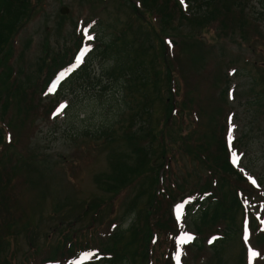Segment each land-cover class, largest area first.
I'll return each instance as SVG.
<instances>
[{"label":"rangeland","instance_id":"374dc122","mask_svg":"<svg viewBox=\"0 0 264 264\" xmlns=\"http://www.w3.org/2000/svg\"><path fill=\"white\" fill-rule=\"evenodd\" d=\"M141 1L146 3L145 0H27L18 24L21 27L11 42L12 50L6 49L11 77L15 78L11 92L4 80L9 71L3 60L0 62V264H61L63 246L68 243L77 248L89 245L107 253L105 250L120 227L126 231L119 244L134 242L137 248L142 239L147 246L143 251L147 256H134L131 264H170L165 247L155 245L152 251V234L148 240L145 237L148 200L152 193L160 192L157 190L160 176L162 187L171 184L173 193L178 192L179 186L188 195L199 191L205 183H210L209 189L216 192L217 177L211 176L199 160L186 156L177 144L183 141L196 147L202 138V143L213 150L211 141L201 134L205 128L197 125L196 113L187 111L204 108L209 97L217 98L215 93L223 92L220 113L209 122L216 123L218 139L226 136L231 163L246 178L241 186L236 185L235 179L230 184L233 190L242 191L239 194L242 211L236 212L235 231L226 243L220 245L226 239V226H211L208 231L219 235L212 249L207 247L209 241L201 251L184 250L187 243L178 249L175 242L172 261L173 264L179 260V264H264V240L260 242L259 235L254 237L255 229H250L253 220L246 214L248 211L254 215L264 232V99L259 98L264 88V46L260 44L264 42V0H240L245 4L242 23L248 25L252 20L262 35L258 37L251 29L247 32L243 28L254 38L250 43L252 51L232 43L244 41L243 30L239 28L237 37L231 39L229 33L225 36L228 29L223 31L219 24L179 25L183 33L201 38L207 47L203 58L208 60H204L207 69L200 72L205 75L194 77L197 65L189 63L187 53L200 57L199 49H185L178 57L168 55L167 66L176 75L173 91L175 88L178 91L172 96L178 103L193 101L184 111L186 114L173 117L170 128H164L161 121L166 109L164 100L169 94L165 88L164 62L154 47L155 33L150 28L137 29L132 25L136 19L132 10H140ZM64 8L67 12L62 14ZM149 19L146 17L147 24ZM153 24L157 30L155 20ZM85 29L93 37L91 41L85 38ZM134 32L140 38L135 44L130 42ZM78 36L85 41L82 49H89L81 61L85 68L59 73L49 85L50 88L55 85L54 90L48 91V95L41 94L58 68L53 70L51 60L59 54L63 65L68 51H75L79 45ZM170 37L166 42L172 38L174 48L180 49L179 39ZM112 39L131 44V54L140 48L137 60H143L148 71L158 74L157 90L153 92L157 99L146 115L141 110L140 93L133 92L139 86L137 78L135 87L129 90L123 87L128 75L122 69L115 74L111 72V56L115 54L103 48ZM217 39H224L225 43L216 44ZM215 58L220 60L223 72L222 82L214 81L216 87L212 83ZM39 72L43 76L31 87ZM133 73L129 72L131 77ZM60 105L65 107L56 114ZM210 109L206 107L207 112ZM162 155L166 157L163 171L158 166ZM151 166H158L157 183ZM184 203H177L174 213L175 218L178 214L180 217L179 239L188 234L192 237L188 244L193 245L196 231L192 218L200 207L192 205L186 210ZM250 250L256 255L250 256ZM106 259L88 257L76 263L67 260L64 264H106Z\"/></svg>","mask_w":264,"mask_h":264},{"label":"trees","instance_id":"16d2710c","mask_svg":"<svg viewBox=\"0 0 264 264\" xmlns=\"http://www.w3.org/2000/svg\"><path fill=\"white\" fill-rule=\"evenodd\" d=\"M145 1L146 3L141 1L142 4L140 10L133 7V9H135L132 10V13L136 16V19L132 21V25L137 29H141L142 27H146L147 29L150 28L152 29L153 33H155L153 36L156 40L154 47L157 53L160 51L159 57L164 62L165 80L167 81L165 88L166 92L169 94V96L164 100L166 109L163 112L164 117L161 120L162 124H165L164 128H166L169 127L168 125H170L169 123L172 122L174 116L178 114H186L184 111L188 110V106L193 104L191 99H186L181 101V103H178L172 96L173 92L178 91L176 88L173 91V85L176 82L174 81L176 75L173 74V70L170 69L171 67H168L169 65L167 66L168 55L172 53V56L175 54L176 57H178L182 56V53H185V49L197 48L199 49L200 57L194 53H187L189 61H191L189 63L192 65H197V70H193V76L196 77L198 74L204 76L205 74H201L200 72L207 69V62L205 61H207L208 58H203V53L206 52L207 48L205 47L206 45L202 42V40H200L201 38L199 39V36H196L193 33H183L179 26L181 23L182 25L188 24L192 27H195V25H203V27H207L219 24L223 31L228 29V31L225 33V36H228L229 33V35H231V39H235L237 37L236 33L238 28L240 31H242L243 28H246L247 32H249L251 29L258 37L262 35L261 33H258V26L252 20L249 21L248 25L242 23V20H244L245 16V4H242L240 0H184L185 3L188 4L187 7H185V5L182 4L180 0ZM26 3L27 0H0V62L3 60V66H6V70L9 71V73L6 74L4 80L8 83L10 92L15 85L13 82L15 78L11 77L12 71L8 60L10 55L6 52V49L12 50L11 42L15 38L18 29L21 27L18 26V24L20 23V20L23 16L22 10L25 8ZM144 10H147L148 12H145ZM144 15L150 18L148 24ZM154 20L156 21V27L159 29H157L158 31L152 27L154 25ZM241 34L244 41L238 42L235 40V42H231L238 43L237 45H240L241 47H246L247 51H252L250 43H252L251 40L254 38L247 35L245 30H243ZM78 35H80V33ZM169 36H174L179 39L180 49L174 48L175 40H173L171 37V41L166 42V39H168ZM78 37H80V42L78 41L79 45L76 47L75 51H68V55L63 65L60 64L61 55L59 54H56L54 60H51V66L53 70L58 67L56 71L52 73L51 78L56 76V74L59 72H67L73 69L75 57L77 55L76 51L79 50L83 45L81 36ZM132 37L133 39L131 38L130 42L133 44L140 40L139 35L135 32ZM242 37L239 36L241 40ZM183 40L185 41L183 42ZM217 42L220 43L219 45H223L225 40L217 39L216 44ZM260 44L264 46L263 41L260 42ZM131 46V44H126V41L122 44L120 40L115 42V40L112 39L109 44L104 46L103 50L107 51L108 53L111 51L115 54V56H111V61L113 62L111 72L115 74L122 69V72L126 73L125 75H128L126 76L127 84L123 82V87H125V89L132 90L136 85L135 78H137L136 81L139 86L136 89L139 90L134 89L133 92L135 94L140 93V103L142 105L141 110L142 113L145 114L148 113L149 110L153 109V102L155 99H157V95H154V89L157 90L156 83L158 82L159 78H157V72L148 71L149 69L143 60H137V54L140 55V52H138L140 48L134 49V54H131L133 51L131 50ZM221 52L223 54V51ZM209 53H211L210 50ZM149 63L153 64L151 61ZM84 64L82 65V68H85ZM134 64L136 65L134 66ZM201 64L203 65L200 67ZM133 66L134 68H132ZM79 67L75 70L81 71V67ZM212 68H214L212 83L216 87L214 81L221 80L222 82L223 76L222 68L220 67V60L215 58ZM126 69H128V71ZM132 70L134 71V77H131L129 74V72ZM107 71L108 69H106V72ZM42 76L43 75H40L39 72L37 78L35 79V84H30V86L35 87L37 81ZM50 79L46 81V84L44 85L45 87H43L44 90L41 92V94L46 90V85ZM215 96L218 98V100L212 95L207 100V106L204 108L200 106V109L198 110L195 109L194 111H191L192 109H190L187 111L196 113L195 118L197 125H200V127L202 125L205 128L201 129V134L211 141L212 144L210 143V148H213V150H210L207 144L202 143V138L199 142V145L196 147L190 144L188 145L183 141L179 142L177 145H179V148L186 156H193L196 160H199L203 166H207L208 172H210L211 176L217 177V182L215 183L216 192L209 189L210 183H205L202 185V187H200L199 191L192 192L188 195H184L182 193L184 190L179 186H177L178 192L173 193L171 184L167 187H162L163 179L160 176L161 183L159 188H157L158 192H160L152 193L148 200V213L144 221L146 227L145 237L148 240L150 234H152L150 237L151 243L149 242L150 249L153 251L155 245L165 247L164 254L167 258H169V260H171L172 252L176 246L175 240L181 234V225L175 218L174 211L172 210V208L177 205V203L187 200L185 208L188 210L192 208V205H198L200 207V209L197 210V213L192 218L196 231L193 245L186 244L184 250L194 248L196 251H201L204 248L205 243H207V241H211L213 238V243H210V245L207 246L212 249L219 235H217L218 232L214 233L208 231V228L211 229V226H226V239H222L220 241V245L226 243L227 238L232 237V233L235 231V214L238 210L242 211V208H240L242 205L239 197V194H242V191L241 189L236 191L235 189L233 190L230 184L232 185V179H235L234 182L236 185L241 186V181L245 182L246 178L239 175L237 170L229 164V154L226 148L225 135H223L221 140L218 139L216 133V123L209 122V119L213 120L215 114L220 113L219 105L222 104L220 100L224 99L225 93H219V95L215 93ZM50 98L54 99V97ZM259 98L260 100L264 99V88H262V94L259 95ZM206 107H211L209 112L206 111ZM133 109L134 107L131 110ZM203 117L208 118L203 119ZM204 121H206L207 124ZM213 124L214 126L212 127ZM201 153L204 155L203 158L200 155ZM165 161L166 157L162 155L161 161L158 164V166L161 165L162 171L165 170L166 167ZM169 162L170 161H168V163ZM158 166H151V170L155 174V183L158 182V179H156L158 175ZM155 167H157V170ZM0 169H2L1 164ZM249 215L253 220V215L250 213ZM229 229L232 231L228 232ZM255 229L258 230V225H255ZM125 231L126 230L121 227L116 230L112 236L113 242L111 243L110 247H107L105 250L107 253L99 248H94L89 245L85 247L80 246L77 248L73 247L71 243H68V245L64 244L63 247L65 248V251L61 254L63 262H60V259L59 263L64 264L67 262V260H74L75 258L78 259L79 256L85 253V251L88 249L93 252L92 257H100L99 259L103 260L107 258L106 264H131V262H133L132 258L134 256H138L140 258L146 257L147 255L143 254V251L147 249V246L143 243L142 239L139 243V247L137 248L134 247V242H129L128 245L119 244V242L122 240L121 238L125 235ZM199 234L202 235L201 238H198V236L200 237ZM258 235L260 237H258ZM258 235L256 237H258L260 242L263 241V234L259 233ZM130 248L135 249L134 251H131Z\"/></svg>","mask_w":264,"mask_h":264},{"label":"snow or ice","instance_id":"6c2138e0","mask_svg":"<svg viewBox=\"0 0 264 264\" xmlns=\"http://www.w3.org/2000/svg\"><path fill=\"white\" fill-rule=\"evenodd\" d=\"M85 38H86L87 40H89V41H91V40L93 39V37L87 33V30H86V29H85ZM88 50H89L88 48L82 49L80 55H78V56L76 57L77 65L82 61V59H83V57H84V54H85ZM54 87H55V85H53V87L50 88L49 91H50V92L53 91V90H54ZM64 107H65L64 105H60L59 108L57 109L56 114H59V112L62 111ZM230 119H231V118H230ZM228 136H229V140H231V137H232V128H231V127H229V130H228ZM235 155H236V154L233 153V156H235ZM233 163H236V161L233 160ZM251 182H252L253 184H255V181H254V180H252ZM178 213H179V210H178ZM179 218H180V217H179V214H178V215H177V219L179 220ZM184 237H185V238H182V239L177 240V247H178V249H179V247H180V245H181L182 243H188V242H190V240L192 239V237H191L190 235H188V234H184ZM245 238L247 239V229H246V231H245ZM209 242L211 243V241H209ZM255 255H256V253H255L254 251H251V250H250V256H255ZM178 256H179V251L177 252V258H178ZM178 264H179V261H178Z\"/></svg>","mask_w":264,"mask_h":264},{"label":"water","instance_id":"95a60500","mask_svg":"<svg viewBox=\"0 0 264 264\" xmlns=\"http://www.w3.org/2000/svg\"><path fill=\"white\" fill-rule=\"evenodd\" d=\"M67 10L64 9V11H62V13L66 12Z\"/></svg>","mask_w":264,"mask_h":264}]
</instances>
